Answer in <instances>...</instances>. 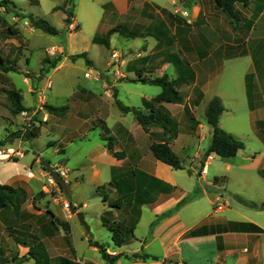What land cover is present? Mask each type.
I'll use <instances>...</instances> for the list:
<instances>
[{"label": "crops", "instance_id": "1", "mask_svg": "<svg viewBox=\"0 0 264 264\" xmlns=\"http://www.w3.org/2000/svg\"><path fill=\"white\" fill-rule=\"evenodd\" d=\"M136 1L135 5L132 0L99 4L103 17L112 4L122 18L113 26L107 25L103 36L108 45L113 35H118L125 54L134 49L132 57H125V63H129L124 69L125 78L109 80L114 93L106 96L101 86L109 102L95 94L92 84L78 78L61 104L50 105L66 106L64 115L37 112L41 122L37 136L16 137L4 143L23 155L14 162H0V185L15 191L12 204L0 209V264H62L63 260L68 264H264V211L259 210L264 205V5L251 19L253 13L248 7L235 4L233 13L245 10L248 16V23L238 27L213 0H186L185 22L173 16L170 0ZM76 35L68 34V51H73L71 39ZM16 37H6L0 55L19 72L23 54ZM42 66L39 62L34 73L20 71L26 93L32 92L31 74H35L36 83L42 82ZM62 70L57 68L54 73ZM163 75L179 81L180 104L153 103L160 87L135 81ZM116 87L136 99L124 104ZM47 90L52 93V87ZM213 98H218L224 108L219 127L244 144L234 157L206 155L211 127L206 123L205 110ZM116 101L152 113L156 122L144 130L132 113L119 111ZM32 103L25 106L22 96L25 108H34V98ZM45 104L49 105L46 98ZM115 108L117 116L110 114ZM7 111L10 113L9 106ZM239 120L242 122L236 124ZM12 121H8L15 125L11 133L20 128L18 116ZM96 131L98 140L93 135ZM27 140L29 150L22 149ZM92 140L98 143L90 149ZM153 143H167L182 169L173 170L156 160L150 152ZM203 143L206 145L201 152ZM47 146L52 149L50 158L61 154L58 163L51 165L43 158ZM86 148L91 151L86 152ZM82 150L80 161L71 165L74 155ZM182 158L191 165L199 161L201 169L206 166V174L185 167ZM40 160L52 168L57 164L67 172L66 179L62 178L69 186L65 201L77 208L75 213L83 215L85 226L59 204L57 215L47 195L36 205L45 203L48 207L33 205L43 187L37 178ZM215 160V169L209 173L207 168ZM86 184L88 194L84 195L80 187ZM232 197L234 201L229 200ZM54 221L67 224V229ZM110 225L132 228V235L118 247L112 241ZM112 244L117 249L111 248ZM96 246L105 249L108 259H115L111 263L104 260Z\"/></svg>", "mask_w": 264, "mask_h": 264}, {"label": "rangeland", "instance_id": "2", "mask_svg": "<svg viewBox=\"0 0 264 264\" xmlns=\"http://www.w3.org/2000/svg\"><path fill=\"white\" fill-rule=\"evenodd\" d=\"M2 1H4V4H1ZM37 1H39L38 4L32 2L31 0H0V46L4 43L6 37L17 34L15 41L20 44L21 49L19 52L23 54V57H21V60L18 62L20 71L24 72L26 70H30L34 73L38 71L39 62L43 65L42 67L48 70L47 74L43 75L44 78H42V82L40 84L39 82L36 83L37 79H35V74H31V79L33 78V80L30 81V85L32 88L31 95L26 93L27 86L23 84V80L25 81V78L22 76V73L20 71L18 72L16 70L15 73H6L10 79H7L6 75L0 73V139L3 137V135H5L2 138V141H0V151L11 150L13 152L9 159L3 160L1 162H14L22 158H18V156H22L23 153L11 147H8L9 145H6L4 143L16 137L22 136L23 138V136H26L31 131L34 132L41 126V122L39 121L40 117L37 115V112H45V98L47 99L49 105L58 106V104L62 103V99H64L67 93H69L70 87L74 86L75 80L79 78L82 83L92 84L94 86L93 90L95 94L107 103L109 101L106 100L105 96L103 95L101 86L102 88H104V94L106 96L112 95L114 93V87H111L112 83H110L109 80H111V82H114L113 79H115L116 81L124 79V69L126 67V64H129L125 63V57L128 58L132 57L131 55H134V49H131V53L125 54V52H123V40L118 37V35H113L109 45H106L103 41L93 43L94 38H104L103 34L105 33L108 24L109 26H113L122 20V18L118 17V15L116 14V11L114 10L112 4L107 7L105 17H103V10H101L99 4L108 0H74L73 3L69 6H64L63 0ZM185 1L186 0H170V3L172 4L170 10L173 13V16L182 21H184L182 12H187V9L183 7ZM137 2L138 1L136 0H132L133 5H135ZM60 5L64 8V15L61 11L53 10L55 7H58ZM263 5V0H249L247 5H242L241 7H248L247 10L253 13L251 19H254V17L262 9ZM67 14L69 15L67 16ZM28 16H32L33 18L41 19L47 22L51 27L59 31V35H47L39 30L32 28L27 18ZM94 20H96V23L94 22ZM135 20L140 21L138 18ZM246 20L248 21V16H246L245 10H239L235 12L234 16L232 17V22L238 27L243 22L245 24L248 23ZM62 22L64 23V27H62ZM257 29L262 28L258 27ZM68 34H78L74 36L73 39H71V42L73 43L75 49H73V51H68ZM29 37V44L32 49L31 57H29L28 55L29 50L27 38ZM5 52H7V50H5ZM91 54L93 55L94 60L92 59ZM24 58L27 63L25 62ZM6 64L8 66L13 65L8 63L7 61ZM53 64H55V67L49 69L51 65L53 66ZM57 68H63V70L60 71V73H54L55 69ZM64 72H66L65 77L62 78V74ZM86 72L90 74L91 78H86L84 76ZM38 79L40 80L41 77L38 76ZM138 79L139 78L135 80ZM67 80L69 82H67ZM11 87L19 93H22L23 104L25 106H31L33 104L32 99L34 98V100L36 101V103L34 104V108L28 109L24 112H20L18 115H14L11 112L10 103L6 96V92L9 91L8 89H10ZM51 87L52 93L50 90H47ZM116 89H118L119 91L118 98L124 104L131 103L136 99V97L133 95L128 94L125 96L123 91H121L118 87H116ZM7 106H9L10 113L7 111ZM117 111V108L110 109V114L113 116H117ZM3 116H6L7 119ZM15 116H18V125L20 128L17 131L11 133L10 130H14L15 125L9 124L8 121L13 122L12 118H14ZM224 121L225 120L222 119L223 124ZM239 121H236V124H240L242 122V120ZM242 126L244 125H240V127ZM94 133V139L98 140L96 137L97 131ZM42 137L45 136L43 135ZM38 143L40 144L41 142L38 141ZM97 143V141H94L90 143L88 147L90 149H93V147ZM204 145L206 144L203 143L202 148H200L201 152H203L205 149ZM28 146L29 141H24L22 149L25 148L29 150ZM89 148H86L84 150L86 152H89L91 151ZM51 150L52 149L50 148V146H47V152L46 155L43 156V158L47 159L51 163V165H53L54 163H58L61 158V154L56 153L53 155V157L50 158ZM82 153L83 150L82 152L79 151L74 155V161L71 162V165L80 161ZM182 159L183 161H185V167L189 168L191 166L193 172H200L201 163L199 161H195L191 165L188 159ZM215 164H217L216 160L210 163L207 168L209 173H211L215 169ZM53 167L57 172L59 171V173L62 174V178L65 180L67 172L65 170H60L57 164H55ZM40 170L41 172L38 174L37 178L42 180L43 187L41 188V192L35 196L33 205L40 208L48 207V205H46L45 203L36 205L40 198H43L45 195H47L51 198V203L54 204L52 208L57 215L60 213V210L58 208L59 204V206L64 209L66 213H69L73 216L74 213H70L71 211L69 209L68 203L65 201L66 195L65 192H63L61 186L55 183L50 178V176L45 173L42 166H40ZM28 176L29 179H34V176ZM86 183L89 182H87L86 180ZM88 188V184H86L80 187V191L83 190L84 195H87ZM59 196L61 200H58ZM229 200L234 201V198L232 197ZM74 209L77 210L76 207H74ZM111 248L117 249L113 244ZM77 250L81 256V245L78 244ZM84 258L90 259L86 255L84 256Z\"/></svg>", "mask_w": 264, "mask_h": 264}, {"label": "trees", "instance_id": "3", "mask_svg": "<svg viewBox=\"0 0 264 264\" xmlns=\"http://www.w3.org/2000/svg\"><path fill=\"white\" fill-rule=\"evenodd\" d=\"M74 0H66L64 2L65 5H71ZM215 6L222 10L224 13H226L229 17H233V7L235 4H242L247 5L249 0H213ZM1 4H4V1L1 2ZM64 8L56 7L54 8V11L60 10L64 11ZM69 14H67L68 16ZM29 20V23L31 24V27L39 30L47 35L56 36L58 35V31L51 27L47 22L41 20V19H34L32 16L27 17ZM105 39V40H104ZM103 41L106 45H108V39H93V43H98ZM55 67V64L53 66L51 65L49 69H52ZM0 71L3 73L8 72H15L16 69L13 65L8 66L6 64V61L4 58L0 55ZM48 70L46 68L42 67L40 70V76H43L47 74ZM136 82H141L143 84L153 85L160 87V93L153 99V103L155 104H180L182 102V98L177 91V88L179 87L180 83L178 80L170 81L166 75H163L162 77L155 78V79H143L139 78L138 80H135ZM7 99L10 103L11 112L14 115L19 114L20 112H24L28 110L25 108L22 104V97L16 90H9L6 92ZM116 106L119 109L121 113H132L138 124L147 131V128L154 122H156V118L152 113L145 114L137 109H131L129 107H126L122 105V103L116 101ZM44 110L51 115L60 117L64 115L67 111L66 106L62 107H53L50 105H44ZM224 108L218 98H213L206 107L205 110V118L206 123L211 127V143L206 151V155L209 154H215L220 158H230L234 157L240 150L244 149V144L240 142L239 140L235 139L231 135H228L226 132H224L218 125L219 116L223 113ZM38 129H36L34 132H30L26 135V137L29 136H37ZM108 151H111V147L109 144H107ZM150 152L153 155V157L170 166L173 170H180L182 169L181 162L177 155L172 151V149L168 146L167 143H153L150 146ZM113 156L118 157V154L112 153ZM15 191L7 186L0 185V209L12 204L13 198H14ZM252 205V204H250ZM55 224L61 226L64 229H67V224L59 221H54ZM108 229L112 235V241L116 246H121L123 243H125L126 238L132 235V228L124 229L120 228L118 226H108ZM100 253L103 256L104 260H107L108 262H112L115 258L108 259L107 255L105 254V249H101ZM134 258H142V259H149L150 257L147 255H134ZM154 259V258H151ZM62 264H68L66 261H62Z\"/></svg>", "mask_w": 264, "mask_h": 264}, {"label": "water", "instance_id": "4", "mask_svg": "<svg viewBox=\"0 0 264 264\" xmlns=\"http://www.w3.org/2000/svg\"><path fill=\"white\" fill-rule=\"evenodd\" d=\"M40 163L42 165V167L44 168L45 172L50 176V178L57 183L59 186H61V188L64 190L65 193H67L69 191V186L68 184L65 183V181L59 176V174L56 172L55 169H53L49 164L43 162L42 160H40ZM237 201H240L241 203H243L244 205L247 206H251L254 207L253 205H250L249 203H247L246 201L238 198ZM69 208L71 210L72 213H74L75 217L77 218L78 222L82 225L85 226V222L83 219V215L80 213H75V210L73 209L72 205H69ZM259 210L264 211V205L259 206ZM99 249H101L100 246H96Z\"/></svg>", "mask_w": 264, "mask_h": 264}, {"label": "built area", "instance_id": "5", "mask_svg": "<svg viewBox=\"0 0 264 264\" xmlns=\"http://www.w3.org/2000/svg\"><path fill=\"white\" fill-rule=\"evenodd\" d=\"M182 17L184 18H187L188 17V14L187 12H182ZM84 76L86 78H91L90 74L88 72H86L84 74ZM13 154V152L11 150H7V151H0V162L3 161V160H7L11 157V155ZM22 156H18V158H20ZM55 169V168H53ZM56 170V169H55ZM57 172V171H56ZM59 174V176L62 178V174L57 172ZM201 175H205L206 174V166L203 165L202 169H201V172H200ZM70 209V208H69ZM217 210L220 211L221 210V206H218L217 207ZM110 256H115V253H110Z\"/></svg>", "mask_w": 264, "mask_h": 264}]
</instances>
